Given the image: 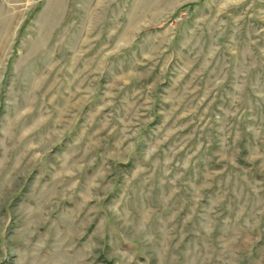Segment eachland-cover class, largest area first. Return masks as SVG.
<instances>
[{
  "label": "rangeland",
  "instance_id": "374dc122",
  "mask_svg": "<svg viewBox=\"0 0 264 264\" xmlns=\"http://www.w3.org/2000/svg\"><path fill=\"white\" fill-rule=\"evenodd\" d=\"M0 264H264V0H0Z\"/></svg>",
  "mask_w": 264,
  "mask_h": 264
}]
</instances>
